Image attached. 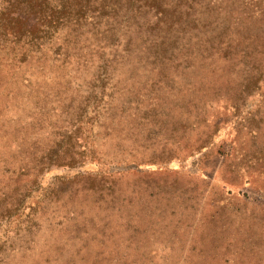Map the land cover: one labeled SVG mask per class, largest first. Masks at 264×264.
Returning <instances> with one entry per match:
<instances>
[{
  "label": "rangeland",
  "instance_id": "rangeland-1",
  "mask_svg": "<svg viewBox=\"0 0 264 264\" xmlns=\"http://www.w3.org/2000/svg\"><path fill=\"white\" fill-rule=\"evenodd\" d=\"M210 2L203 28H142L126 51L81 40L79 61L0 46V208L38 178L19 211L33 244L11 237L8 264H264V58H205L229 28L261 40L264 0Z\"/></svg>",
  "mask_w": 264,
  "mask_h": 264
},
{
  "label": "trees",
  "instance_id": "trees-1",
  "mask_svg": "<svg viewBox=\"0 0 264 264\" xmlns=\"http://www.w3.org/2000/svg\"><path fill=\"white\" fill-rule=\"evenodd\" d=\"M211 5L210 0H0V46L6 51V58L18 60L20 64L31 65L34 62L41 65L49 60L64 64L73 58L79 61L80 49L75 46L81 40L80 45L96 49L118 47L119 41H123L126 44L121 48L126 51L132 41V45L141 41L142 28H146L145 33L150 35L153 32L154 35L160 34L162 28H165L166 34L174 28H203L202 23L205 24V21L218 20L212 13L214 10ZM232 29L213 34L209 41L210 53L208 52L206 59L218 56L220 50L224 54L230 52L235 55L233 50L240 45L249 52L245 57L264 58V36L260 40L248 34L245 37L237 31L238 38H233L228 36ZM199 43V49L206 48L202 38ZM164 48L162 42L155 50ZM199 52L204 56L202 50ZM242 64L244 63L239 62L237 65ZM22 147L18 148V152ZM49 152H52V163L61 164L60 166H71L74 163L69 158H66V162L63 156L58 160V149L52 148L47 151ZM63 154L67 152H62ZM31 179L28 180L29 183L16 186V191L19 188L20 193L15 196L9 208H0V215L2 212L7 218V221L0 219V233L3 227L10 230H4L0 234V264H8L11 237L18 239L19 232L27 234V243L33 244L34 236L30 232L34 231L37 219L33 214L19 212L38 181L36 176ZM8 232H13V236ZM19 248L29 250L28 247Z\"/></svg>",
  "mask_w": 264,
  "mask_h": 264
}]
</instances>
